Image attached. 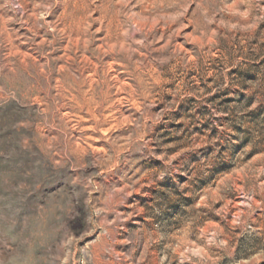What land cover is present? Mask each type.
Listing matches in <instances>:
<instances>
[{
	"label": "rangeland",
	"instance_id": "374dc122",
	"mask_svg": "<svg viewBox=\"0 0 264 264\" xmlns=\"http://www.w3.org/2000/svg\"><path fill=\"white\" fill-rule=\"evenodd\" d=\"M0 264H264V0H0Z\"/></svg>",
	"mask_w": 264,
	"mask_h": 264
}]
</instances>
